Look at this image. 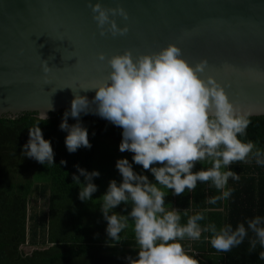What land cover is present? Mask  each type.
Listing matches in <instances>:
<instances>
[{"label":"clouds","instance_id":"1","mask_svg":"<svg viewBox=\"0 0 264 264\" xmlns=\"http://www.w3.org/2000/svg\"><path fill=\"white\" fill-rule=\"evenodd\" d=\"M89 7L101 35L105 31L114 36L127 33V25L121 28L114 19L128 18L120 4L105 7L100 0H89ZM98 59L106 58L101 53ZM44 64L43 70L49 71L46 61ZM107 65L110 71L105 82L91 88L96 90L94 112L122 129L119 151L132 153V162L150 172L155 180L135 172L127 158H119L115 167L122 179L119 183L111 180L100 197V211L111 242H120L121 233L131 223L137 255L127 256V264H199L181 242L199 241L203 233L210 234L204 239L217 252L227 253L238 247L249 232L255 237L249 241L251 249L257 243L264 248V216L238 222L235 227L231 223L217 227L215 223H200L206 219L204 212L189 215L185 210L187 221L182 224L181 210L165 203L167 194L162 189L180 196L186 189L193 192L199 182L220 193L206 201L216 205L231 198L234 189L228 186L229 180H240L232 164L254 162L264 167V149L244 139L251 114L234 105L213 76L202 78L207 61L193 66L182 57L178 46L169 44L159 52L135 59L126 50L107 58ZM51 109L52 106L48 110ZM88 109V99L76 96L70 110L63 114L59 128L67 132L64 142L69 153L81 147L91 148L88 131L79 122L81 113L92 111ZM69 116L77 123L69 125ZM47 120V112H41L38 122L28 128L29 139L22 146V155L51 166L55 165L53 148L38 126ZM198 162L206 167L193 171ZM75 167L79 175L73 174L72 181L79 187L78 199L91 201L98 190L93 179L100 173ZM120 205L130 211L126 215L116 212ZM260 259H264V253Z\"/></svg>","mask_w":264,"mask_h":264},{"label":"water","instance_id":"2","mask_svg":"<svg viewBox=\"0 0 264 264\" xmlns=\"http://www.w3.org/2000/svg\"><path fill=\"white\" fill-rule=\"evenodd\" d=\"M100 2L125 8L127 20L114 19L126 34L101 35L89 0H0V117H49L70 110L76 96L94 112L91 88L105 82L107 58L128 50L135 59L169 44L193 66L206 60L202 78L213 76L234 105L264 116V0Z\"/></svg>","mask_w":264,"mask_h":264},{"label":"trees","instance_id":"3","mask_svg":"<svg viewBox=\"0 0 264 264\" xmlns=\"http://www.w3.org/2000/svg\"><path fill=\"white\" fill-rule=\"evenodd\" d=\"M65 111L51 113L46 122L38 125L53 148L55 165L51 166L22 155V146L29 139L28 128L38 122L36 114L0 117V264H127V256L137 255L131 223L121 233L120 242H111L99 205L109 182L115 179L119 183L122 179L115 167L117 159L127 158L133 163L132 153L119 151L122 129L95 112L81 113L79 122L91 137V148L81 147L69 153L64 142L67 132L59 128ZM250 120L244 139L264 149V116H250ZM75 123L77 120L69 116L68 124ZM61 160L66 163L61 164ZM76 165L100 173L93 179L98 190L91 201L78 199L79 187L72 181L73 174L79 175ZM195 166L198 167L193 171L206 167L199 162ZM230 167L240 180H229L228 186L234 189L229 200L208 204L209 197L220 193L207 183L198 182L193 192L186 189L180 196L162 189L167 194L166 206L181 210L182 224L187 221L185 210L189 215L204 212L206 219L200 223H215L217 227L224 223L235 227L238 222L264 216V167L254 162H237ZM133 170L147 172L134 163ZM80 179L83 182V177ZM115 211L126 215L130 208L126 211L120 205ZM209 235L203 233L199 241L181 242L199 264H264V259H260L264 248L257 243L251 249L253 233L249 232L241 245L227 253L213 249L204 239ZM23 246L32 250L26 252Z\"/></svg>","mask_w":264,"mask_h":264},{"label":"rangeland","instance_id":"4","mask_svg":"<svg viewBox=\"0 0 264 264\" xmlns=\"http://www.w3.org/2000/svg\"><path fill=\"white\" fill-rule=\"evenodd\" d=\"M195 167H198V166H195ZM143 174L144 175H147V176H150L151 175L152 178H150L149 180L152 181V182H155L154 177L152 176V174L150 172L147 171V172H144ZM38 203L40 204V206H44L41 200H39ZM22 248L26 252H30L32 250V248L30 246H23Z\"/></svg>","mask_w":264,"mask_h":264},{"label":"crops","instance_id":"5","mask_svg":"<svg viewBox=\"0 0 264 264\" xmlns=\"http://www.w3.org/2000/svg\"><path fill=\"white\" fill-rule=\"evenodd\" d=\"M187 245H189V243H186Z\"/></svg>","mask_w":264,"mask_h":264}]
</instances>
